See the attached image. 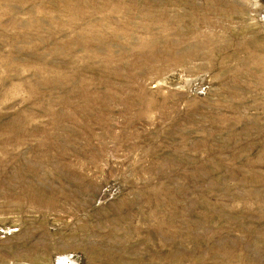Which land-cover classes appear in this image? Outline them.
Wrapping results in <instances>:
<instances>
[{
    "label": "rangeland",
    "instance_id": "rangeland-1",
    "mask_svg": "<svg viewBox=\"0 0 264 264\" xmlns=\"http://www.w3.org/2000/svg\"><path fill=\"white\" fill-rule=\"evenodd\" d=\"M0 9V264H264V0Z\"/></svg>",
    "mask_w": 264,
    "mask_h": 264
},
{
    "label": "bare ground",
    "instance_id": "bare-ground-1",
    "mask_svg": "<svg viewBox=\"0 0 264 264\" xmlns=\"http://www.w3.org/2000/svg\"><path fill=\"white\" fill-rule=\"evenodd\" d=\"M9 6V5H8ZM0 10H2V9H0ZM7 16V14H4V17H6ZM12 16V15H11ZM5 20V19H4ZM1 21H3V20H1ZM4 22V21H3ZM176 46V45H175ZM156 48V47H155ZM157 57V56H156ZM156 59V58H155Z\"/></svg>",
    "mask_w": 264,
    "mask_h": 264
}]
</instances>
